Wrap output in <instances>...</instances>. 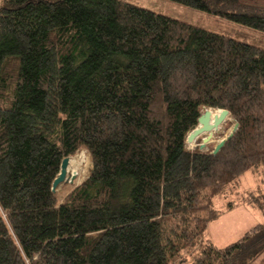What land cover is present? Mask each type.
<instances>
[{
  "label": "trees",
  "instance_id": "16d2710c",
  "mask_svg": "<svg viewBox=\"0 0 264 264\" xmlns=\"http://www.w3.org/2000/svg\"><path fill=\"white\" fill-rule=\"evenodd\" d=\"M169 1L264 33V0ZM205 109L238 124L216 155L186 144ZM83 150L91 173L60 201ZM259 170L264 49L123 0H1L0 264H254L264 192L261 224L203 239L214 197Z\"/></svg>",
  "mask_w": 264,
  "mask_h": 264
},
{
  "label": "rangeland",
  "instance_id": "374dc122",
  "mask_svg": "<svg viewBox=\"0 0 264 264\" xmlns=\"http://www.w3.org/2000/svg\"><path fill=\"white\" fill-rule=\"evenodd\" d=\"M123 1L134 4L141 9L144 8L163 16L166 15L174 20L193 24L208 32L211 31L219 35L222 34L232 40L234 39L235 41L264 49V33L222 17L219 18L211 13L196 10L188 6L185 7L169 0ZM211 111L213 114L218 112L216 109H211ZM236 123L229 117L225 119V123L219 127L217 132L213 133V139L208 142L209 145L212 146V150L220 140L225 139L226 136L232 132L231 130ZM204 136H200L198 139L201 140ZM199 144L194 141L192 145L187 144V148L188 150H193V148ZM207 149L208 147L206 145L204 150ZM69 160L66 181L58 187L57 191L60 201L63 200L67 192L73 189L74 186L84 182V179L91 173L92 162L86 150L80 151L72 158H69ZM262 192H264V173L259 170L257 172L250 171L244 173V175L232 185V189L228 193L214 197V208L222 212V214L216 221L209 224L203 240H209L220 249L239 240L244 233L252 228V226L261 224L263 218L260 212L256 208L252 209L247 207L246 203L249 194ZM229 203L235 205L234 210L225 212L226 206ZM254 264H264V255L254 261Z\"/></svg>",
  "mask_w": 264,
  "mask_h": 264
},
{
  "label": "water",
  "instance_id": "95a60500",
  "mask_svg": "<svg viewBox=\"0 0 264 264\" xmlns=\"http://www.w3.org/2000/svg\"><path fill=\"white\" fill-rule=\"evenodd\" d=\"M228 110H218L217 113H212L211 109H205L203 113L197 119V126L192 128L190 133L186 137V144H193L200 136H204L200 140V144L198 145L199 150H204L205 146L209 144L211 141L213 133L218 130V128L225 123V119L228 117ZM237 123L234 125V128L231 130L232 132L226 136L225 139L220 140L218 144L215 145L214 149L210 152L212 155H216L217 152L225 145L226 140L231 138L234 132L237 129ZM68 158H63L60 165V173L53 180V184L51 190L53 192L56 191L57 187H59L63 182L66 181L67 178V167L69 164Z\"/></svg>",
  "mask_w": 264,
  "mask_h": 264
},
{
  "label": "crops",
  "instance_id": "0c3cea01",
  "mask_svg": "<svg viewBox=\"0 0 264 264\" xmlns=\"http://www.w3.org/2000/svg\"><path fill=\"white\" fill-rule=\"evenodd\" d=\"M246 206H247V207H250L247 203H246ZM234 207H235V205H233L229 210H227V211L225 210V212H229V211H231V210H234ZM250 208L254 209V207H250ZM219 217H220V216H219ZM216 220H217V219H216ZM216 220H215V221H216ZM208 226H209V225H208Z\"/></svg>",
  "mask_w": 264,
  "mask_h": 264
},
{
  "label": "bare ground",
  "instance_id": "6f19581e",
  "mask_svg": "<svg viewBox=\"0 0 264 264\" xmlns=\"http://www.w3.org/2000/svg\"><path fill=\"white\" fill-rule=\"evenodd\" d=\"M215 113H216V112H215ZM218 129H219V128H218ZM215 132H217V131H215ZM215 132H214V133H215ZM214 135H215V134H214ZM212 137H213V136H212ZM212 139H213V138H212ZM191 145H192V144H191ZM70 165H72V164H70Z\"/></svg>",
  "mask_w": 264,
  "mask_h": 264
},
{
  "label": "clouds",
  "instance_id": "9594fccd",
  "mask_svg": "<svg viewBox=\"0 0 264 264\" xmlns=\"http://www.w3.org/2000/svg\"><path fill=\"white\" fill-rule=\"evenodd\" d=\"M69 159V158H68Z\"/></svg>",
  "mask_w": 264,
  "mask_h": 264
}]
</instances>
